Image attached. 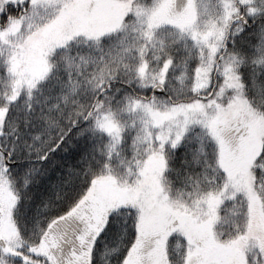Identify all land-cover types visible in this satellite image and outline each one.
I'll list each match as a JSON object with an SVG mask.
<instances>
[{
  "label": "snow or ice",
  "instance_id": "6c2138e0",
  "mask_svg": "<svg viewBox=\"0 0 264 264\" xmlns=\"http://www.w3.org/2000/svg\"><path fill=\"white\" fill-rule=\"evenodd\" d=\"M0 264H264V0H0Z\"/></svg>",
  "mask_w": 264,
  "mask_h": 264
}]
</instances>
